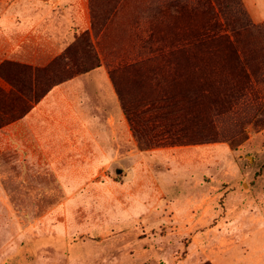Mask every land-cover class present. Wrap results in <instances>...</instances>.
Returning <instances> with one entry per match:
<instances>
[{
    "label": "rangeland",
    "instance_id": "obj_1",
    "mask_svg": "<svg viewBox=\"0 0 264 264\" xmlns=\"http://www.w3.org/2000/svg\"><path fill=\"white\" fill-rule=\"evenodd\" d=\"M52 4L0 0V27L20 42ZM89 5V45L75 31L46 63L0 62V128L45 86L9 62H55L56 82L99 62L128 119L127 152L81 183L86 169L29 164L1 138L0 264H264V18L247 0Z\"/></svg>",
    "mask_w": 264,
    "mask_h": 264
},
{
    "label": "crops",
    "instance_id": "obj_2",
    "mask_svg": "<svg viewBox=\"0 0 264 264\" xmlns=\"http://www.w3.org/2000/svg\"><path fill=\"white\" fill-rule=\"evenodd\" d=\"M256 1L247 0V3L259 20L264 18V3L257 5ZM48 2H53L49 6L52 14L44 21H36L20 42L16 40L18 29L11 24L1 25L0 62L18 59L25 63H46L47 54H59L74 35L72 32L91 29L89 0ZM31 39L40 40L45 46L34 44ZM128 130L126 113L102 64L53 86L23 117L0 128V140L7 137L26 155L29 164L41 162L56 169L70 165L86 169V173L79 175L84 178L80 182L89 183L98 169L101 173L112 167L127 152ZM66 137H73L71 159L66 158L63 148Z\"/></svg>",
    "mask_w": 264,
    "mask_h": 264
},
{
    "label": "trees",
    "instance_id": "obj_3",
    "mask_svg": "<svg viewBox=\"0 0 264 264\" xmlns=\"http://www.w3.org/2000/svg\"><path fill=\"white\" fill-rule=\"evenodd\" d=\"M84 36H85V38L78 37L77 39L80 41V43L89 45L88 42H89L90 38H89V30L88 29L84 31ZM53 63L55 64V62H53ZM53 63L50 62V64H48L47 66L40 68V67H32V66H28V65H19L16 62H9V64L16 70V72H17V74H19V76L26 77L27 74H31L35 77L36 80H39V83H41V82L45 83V86H41L38 83V85H39L38 88L40 91H38L34 103L38 102L56 84L62 83L64 81L74 77V76H72V77L67 78L65 80H59V82H56L57 79L54 78V76H55L54 71H56L57 68L54 67ZM99 65H100V63L98 62L95 65L86 66L82 70H80V73L82 74V73L90 72L91 70L98 67ZM52 82H54V83H52ZM176 98H177V95H176ZM165 102L166 101L162 100L159 105H155L154 102H150L149 105L150 106H156L158 108H164ZM32 106L33 105H31L28 109L22 111L16 119L23 117L30 110V108ZM124 108H125L127 114L130 116V119L134 121V117H131V109L128 108L126 103H124ZM177 140L178 139L172 141V144L175 145L176 142H178Z\"/></svg>",
    "mask_w": 264,
    "mask_h": 264
}]
</instances>
